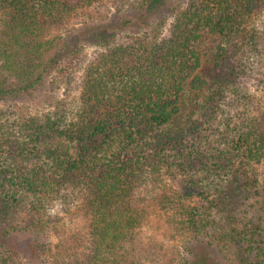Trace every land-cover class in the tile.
Listing matches in <instances>:
<instances>
[{"label": "trees", "instance_id": "16d2710c", "mask_svg": "<svg viewBox=\"0 0 264 264\" xmlns=\"http://www.w3.org/2000/svg\"><path fill=\"white\" fill-rule=\"evenodd\" d=\"M161 1L0 0V105L80 59L89 34L63 31L81 10ZM263 18L264 0H187L161 37L118 43L119 26H97L106 49L75 111L11 123L1 111L0 264H198V246L219 264H264V73L257 105L246 84ZM56 205L83 222L79 240L46 239ZM159 212L181 250L145 238Z\"/></svg>", "mask_w": 264, "mask_h": 264}, {"label": "rangeland", "instance_id": "374dc122", "mask_svg": "<svg viewBox=\"0 0 264 264\" xmlns=\"http://www.w3.org/2000/svg\"><path fill=\"white\" fill-rule=\"evenodd\" d=\"M151 1V0H150ZM187 0H162L157 4L153 11L134 10V8L120 6L107 2L88 9L81 10L78 17L64 31L63 37L81 36L88 33L86 39H82L84 44L80 59L71 66H63L61 70L55 72L46 85L31 96L23 97L18 100L4 102L0 105V112H4L1 116L2 120L8 118V122L16 121L20 117L31 114H47L57 111L59 113H70L77 108L79 96V82L85 71V68L92 62L99 52L106 49V45H102L98 39H94V29L97 26H105L107 23H115L120 27L117 34L118 43L130 42L136 36H148L149 38H157L166 35L173 20L176 11L185 5ZM260 32V48L253 53L249 61H247V71L250 73L246 79V84L251 93L256 95L254 103L258 104V96L261 89L258 86V79L264 73V18L259 24ZM91 37V38H90ZM57 77V80H56ZM3 77L0 73V80ZM54 82V83H53ZM253 95V94H252ZM6 121V120H5ZM261 180L264 181V161L259 166ZM156 188L155 197L160 193ZM159 198V197H158ZM54 219L59 220L56 223V229L52 228L46 237L53 244L60 241H77L81 236L85 235L84 224L81 219L73 212H69L63 205H56L51 210ZM171 227L168 226L167 217L162 213L153 214L147 222L144 229V236L157 237L158 240L168 242L173 246L174 250L182 249L183 239L171 238ZM45 241V240H44ZM196 241L193 243L195 244ZM209 250L205 247H197V255L194 258L198 264H219L223 262V257L219 253L215 255V260L211 256L206 257ZM44 256H29L26 264H49L45 261ZM207 258V259H206ZM204 260V261H203Z\"/></svg>", "mask_w": 264, "mask_h": 264}]
</instances>
